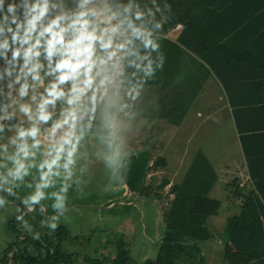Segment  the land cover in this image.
<instances>
[{
  "label": "clouds",
  "instance_id": "obj_1",
  "mask_svg": "<svg viewBox=\"0 0 264 264\" xmlns=\"http://www.w3.org/2000/svg\"><path fill=\"white\" fill-rule=\"evenodd\" d=\"M171 19L172 5L157 0H0V209L6 197L28 212L51 200L58 215L42 226L55 231L92 165L109 188L123 182Z\"/></svg>",
  "mask_w": 264,
  "mask_h": 264
},
{
  "label": "crops",
  "instance_id": "obj_2",
  "mask_svg": "<svg viewBox=\"0 0 264 264\" xmlns=\"http://www.w3.org/2000/svg\"><path fill=\"white\" fill-rule=\"evenodd\" d=\"M142 2L151 5V0ZM157 2L161 5L165 2L172 5V19L165 24V27L169 28H165L161 34L162 41L190 53L207 67L208 63L196 53L236 50L241 56L230 62L225 61L228 70L223 72L224 79L211 72L184 116H181V112L174 116L176 121L180 120L179 124L171 122L172 116L169 115L171 107L176 104L171 98L172 92L170 90L166 92L158 85L146 87L154 89L150 92L151 95L147 96L151 100L143 107L144 115L141 119H146V125L150 126L151 130L156 129L157 133L155 136L153 134L147 136L140 143L138 141L135 147L131 143L132 155L145 148L151 158L149 166L160 158L166 162L165 166L149 170L147 179L155 174L156 169L160 168L157 174L165 173L168 164L165 152L177 146L182 149L180 163H185L187 159L189 161V168L182 180L193 167L206 168L205 170L216 175L217 183H220L221 187L228 189L227 185L236 181L243 193H247L253 189V179L262 177L263 175H259L261 173L264 174L258 171L264 168V0H157ZM164 47L166 45L163 43L161 48ZM169 48L171 47L168 46ZM167 62L168 57L166 64ZM183 63L180 58L174 59V69L181 70ZM177 76L176 73L173 77L174 82L179 81ZM146 95L145 92L143 98H147ZM154 147L159 148V157H154ZM228 158L231 160L228 161ZM250 161L256 176L250 173ZM96 170L109 179L99 163L93 165L92 171ZM89 175L85 177L88 181L86 184L92 185L95 179L91 176L93 173ZM164 176L168 177L166 173ZM85 191L88 189L83 188L82 192ZM111 191L112 193L104 198L111 210L117 205L134 206L131 203L140 200L159 205L157 190L155 193L152 191L150 196L141 195L128 186L125 178L122 184H113ZM82 192L77 191L75 186L69 190L68 211L78 212L84 208H97L89 206L94 205V202L82 201ZM173 198L172 194L171 200ZM8 201L9 204L15 200ZM41 204L43 208L37 205L32 212L40 207V211L44 209L46 214L55 213L51 207V200ZM233 204L238 207L239 212L241 197H237ZM225 206L230 211L235 210L234 206ZM160 207L161 205L158 206V212ZM52 216L47 219L50 220ZM38 219L37 224L46 220L42 215ZM100 220L104 219L99 214L98 221ZM129 222L127 219L126 229L131 236L126 234L125 238V234L122 233L120 243L126 244L131 257L129 242L134 249L142 247V244L139 243L138 233H134L135 229L130 230ZM114 223L113 218L109 217V226ZM159 224L161 225L160 218ZM120 228L121 226L117 229ZM117 251L116 247L113 259L116 258Z\"/></svg>",
  "mask_w": 264,
  "mask_h": 264
},
{
  "label": "trees",
  "instance_id": "obj_3",
  "mask_svg": "<svg viewBox=\"0 0 264 264\" xmlns=\"http://www.w3.org/2000/svg\"><path fill=\"white\" fill-rule=\"evenodd\" d=\"M165 28L169 27L164 26ZM160 43L166 45L161 50L166 58L168 57L169 62L167 64L165 62L163 71L158 72L157 77L150 81L146 87L158 85L163 87L166 92L168 90L172 92L171 98L176 101V104L171 107L169 115L172 116L171 122L179 124L180 120L176 121L174 116L180 112L181 116H184L211 72L224 79L223 72L228 70L225 61L230 62L241 55H238L236 50L220 51L219 49L216 52L196 53L208 63L209 67H207L204 63L197 61L190 53L175 48L173 44L164 42L162 39ZM168 46L171 48L168 49ZM178 58L184 62L181 70H176L173 67V60ZM175 72L178 75V82L173 81ZM150 160L151 158L145 148L137 151L131 156L130 170L125 176L128 186L133 191L145 196H150L152 192L150 186H145L149 170L166 165L164 159L160 158L149 166ZM249 163L251 175L256 176L252 162ZM205 169L193 167L183 179L182 184L171 185L170 194H173L174 198L171 200L169 208L163 212L165 225L159 251L156 258L148 259L141 264H177L182 258L186 263L205 264V258L198 243L212 238L208 220L212 216L218 215L222 207L221 200L211 198L208 195L211 185L208 183H214L217 181V177L213 172ZM258 171L264 173V168ZM259 175L263 176L253 179V189L247 193H243L236 181H233L236 186L234 196L241 197L242 204L239 212L228 217L226 221L223 241V257L226 264H264V174ZM188 181H191L190 191L183 192L182 185ZM169 184L170 181L164 179L158 188H164ZM202 188H206L205 194L201 193ZM15 200L20 203L19 200ZM67 236L66 229L60 227L54 238H59L62 241ZM50 238L52 240L53 236H46L45 239L48 241ZM51 246L52 243L49 244V247ZM12 247H7V250ZM58 248L59 244L56 251L50 252L46 259L39 255L26 257L24 260L27 264L72 263L70 258L59 253ZM112 264H132L130 252L125 243L119 244L116 258L112 260Z\"/></svg>",
  "mask_w": 264,
  "mask_h": 264
},
{
  "label": "rangeland",
  "instance_id": "obj_4",
  "mask_svg": "<svg viewBox=\"0 0 264 264\" xmlns=\"http://www.w3.org/2000/svg\"><path fill=\"white\" fill-rule=\"evenodd\" d=\"M153 89V87L147 88L146 97L151 95L150 92L153 91ZM149 100H151L150 97L143 98L142 108L145 107ZM156 133V129L151 130L150 126L145 125L140 132L135 135L131 143H133L135 147L138 141L140 143L141 141H144L147 136H152V134L155 136ZM5 135H11V133H5ZM158 149L159 148L154 147L153 154L155 158L159 157ZM132 153L133 152H131V155ZM181 155L182 149L177 146L165 152L164 156L168 161L165 173L169 177L167 178L170 181V185L161 189L158 188L161 181L167 179L164 178L166 177L164 176L165 173L157 174V170L160 168L156 169L153 176H149L150 178L145 180V186H150L151 191H154L153 193L157 190L156 195L158 197L159 205L163 208V212L169 208L171 202V185L182 184L184 182L182 177L187 168H189L188 159L185 163H180ZM227 160L230 161L231 158H228ZM162 170L164 172V169ZM92 173L93 175L91 176H93L92 178L95 180H93L92 185L85 184L83 186V188L88 189V191H85L86 193L82 192L81 197L83 198V202H94V205L89 206H97V208H84L78 212L67 211L63 216H60L55 231H51L42 225L48 221L47 218L52 215H58V213L49 212L46 214L44 209L40 211V207H37V211L28 213L21 203L18 205L15 202V199L12 203L7 204L6 208L0 211V264H27L25 262L26 257H37L39 255L46 259L50 252L56 251L58 244L59 253L64 254L65 257L71 259L72 263L69 264H112V257L115 256L116 247L118 248V245L120 244V238L122 237L121 234L124 233L125 238L126 234L131 236L126 229V226L128 227L126 224L127 219L130 221V230L135 229L134 233H138L139 243L142 244V247L144 248L139 247L138 249H134L130 246L129 242L128 247L129 249L131 248V263L141 264L147 259L156 258L162 242L161 237L165 225L164 213L161 215L157 210L159 205L140 200L131 203L134 206L117 205L114 210H111L108 208V203H105L104 199L106 195L112 193L111 188L108 187L110 183L109 179L101 174L99 170L92 171ZM217 182L218 181L208 183L209 185L211 184L209 187V196L221 200L222 207L220 208L218 215L212 216L209 220L208 226L212 232V238L205 242L198 243L202 255L205 258V264H226L223 257L224 243H222L225 238L226 221L227 217L233 216L238 212V207H235L233 204V201L237 200V197L234 196L236 189L235 184L232 182V184L227 185L229 186L227 189V187H221V184ZM113 184L122 183H112V186ZM182 187L183 192H189L191 181H188L186 184L182 185ZM72 189L73 188H70L69 190ZM206 191V188H202L201 193L205 194ZM24 194L25 190L21 189L20 195L23 196ZM6 199L10 200L12 198L6 197ZM46 201L47 200H45V202ZM225 205L234 206L235 210L230 211ZM18 207L22 209L25 219L32 227L33 233H40L39 240L33 239L32 235L25 231L17 222L16 216L19 213H17L16 209ZM99 214L103 217V221H98ZM41 215L45 217L46 220L37 224V222H39L38 218ZM160 216L161 225H158ZM109 217H112L115 222L111 226L108 224ZM119 226H121L120 230L117 229ZM59 227H64L68 234V237L62 240V243L59 238H54ZM46 236H53V239L51 240L50 238V240L46 241ZM50 243H52L51 247H49ZM9 246L13 247L10 250H7V247ZM58 264L63 263L60 262ZM177 264L190 263H186L182 258Z\"/></svg>",
  "mask_w": 264,
  "mask_h": 264
},
{
  "label": "water",
  "instance_id": "obj_5",
  "mask_svg": "<svg viewBox=\"0 0 264 264\" xmlns=\"http://www.w3.org/2000/svg\"><path fill=\"white\" fill-rule=\"evenodd\" d=\"M159 209H160V213H161V215H162V214H163V208L160 207ZM160 220H161V216H160Z\"/></svg>",
  "mask_w": 264,
  "mask_h": 264
}]
</instances>
